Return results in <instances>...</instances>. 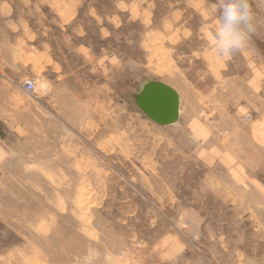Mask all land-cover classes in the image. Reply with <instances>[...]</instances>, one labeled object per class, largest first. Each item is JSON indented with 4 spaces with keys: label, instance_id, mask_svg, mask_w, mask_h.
I'll use <instances>...</instances> for the list:
<instances>
[{
    "label": "rangeland",
    "instance_id": "obj_1",
    "mask_svg": "<svg viewBox=\"0 0 264 264\" xmlns=\"http://www.w3.org/2000/svg\"><path fill=\"white\" fill-rule=\"evenodd\" d=\"M216 2L0 0V264L195 258L181 215L203 198L204 167L135 96L184 73L207 86L203 103L190 94L194 107L215 103L223 81L206 59H217L208 40ZM168 233L187 247L170 263Z\"/></svg>",
    "mask_w": 264,
    "mask_h": 264
},
{
    "label": "crops",
    "instance_id": "obj_2",
    "mask_svg": "<svg viewBox=\"0 0 264 264\" xmlns=\"http://www.w3.org/2000/svg\"><path fill=\"white\" fill-rule=\"evenodd\" d=\"M251 1L258 5L264 0ZM251 9L254 17L264 16V8ZM256 27L240 51L243 59H206L208 74L223 81L211 107L201 104L207 99L202 95L207 86L198 85L202 77L195 84L182 73L167 84L179 96L178 117L165 125L168 137L169 131L180 133L182 155L205 170L203 198L181 215L184 237L197 240L195 258L181 264H264V182L258 176V152L264 150V24ZM195 92L203 100L194 107L190 94ZM247 111L254 119L244 124L240 118ZM183 238L168 233V263L187 248Z\"/></svg>",
    "mask_w": 264,
    "mask_h": 264
},
{
    "label": "clouds",
    "instance_id": "obj_3",
    "mask_svg": "<svg viewBox=\"0 0 264 264\" xmlns=\"http://www.w3.org/2000/svg\"><path fill=\"white\" fill-rule=\"evenodd\" d=\"M210 14L216 21L208 36L210 54L226 62L248 47L257 32L255 17L249 0H217Z\"/></svg>",
    "mask_w": 264,
    "mask_h": 264
},
{
    "label": "water",
    "instance_id": "obj_4",
    "mask_svg": "<svg viewBox=\"0 0 264 264\" xmlns=\"http://www.w3.org/2000/svg\"><path fill=\"white\" fill-rule=\"evenodd\" d=\"M138 108L152 121L166 125L178 117L179 96L171 86L150 82L135 96Z\"/></svg>",
    "mask_w": 264,
    "mask_h": 264
},
{
    "label": "built area",
    "instance_id": "obj_5",
    "mask_svg": "<svg viewBox=\"0 0 264 264\" xmlns=\"http://www.w3.org/2000/svg\"><path fill=\"white\" fill-rule=\"evenodd\" d=\"M24 87L27 91L33 92L35 90V83L34 81L28 79L24 82ZM251 119H252V115L250 114V112L244 113L243 116L241 117V121L243 123H248L251 121Z\"/></svg>",
    "mask_w": 264,
    "mask_h": 264
}]
</instances>
